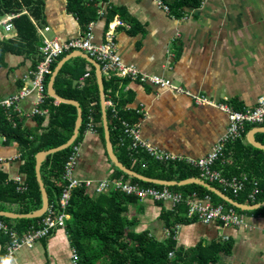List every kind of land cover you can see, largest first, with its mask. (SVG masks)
<instances>
[{"label": "crops", "instance_id": "crops-1", "mask_svg": "<svg viewBox=\"0 0 264 264\" xmlns=\"http://www.w3.org/2000/svg\"><path fill=\"white\" fill-rule=\"evenodd\" d=\"M33 1H39L43 7L42 21L37 24L34 20L35 24L49 27L47 35L62 43L85 38L87 33L91 34L92 43H102L109 23L119 21L114 42L122 62L147 74L161 76L173 86V89L164 90L150 83L102 78L103 107L110 140V134L114 133L112 127L117 125L113 119L116 114L117 121L140 122L142 139L157 149L172 155L202 158L224 136L229 121L224 112L213 106L197 104L193 98L201 97L212 104L226 105L242 112L255 108L264 96V0H201L199 7H185L183 10L175 7L174 0H166L169 11L154 0H112L110 7L116 10L112 16H109L111 8L103 5L107 0H102L99 2L102 16H96L88 25L69 13L68 0ZM23 11L30 14L28 7ZM11 36L15 38L16 34H6L0 40ZM8 48L11 46L0 48V102L30 86L33 79L29 73L36 69L39 60V52L29 55L31 53L25 49L16 53L15 49L11 52ZM84 55L87 54L82 50H71L61 56V61H65L66 84L80 90L88 87L91 93L94 83L97 85L95 69ZM57 78L58 75L54 91L58 95ZM50 79L45 80L48 97ZM177 89L184 93L177 92ZM32 101L29 97L19 103L23 115L19 114L17 118L25 117L21 120L25 127L40 134L48 128L49 113L44 115L46 121L40 128L36 119L42 116L30 115ZM55 102L56 106L60 105ZM90 107H93L95 118L96 102H91ZM103 107L99 97L102 134ZM141 111L145 118L139 114ZM261 127L247 128L243 140L245 148L251 145V132ZM261 134L264 133L256 135V140L264 145ZM120 137H117V148H113L117 159L122 151ZM127 145L124 143L125 147ZM238 153L242 152H237L234 145L229 146L225 164H217L215 168L239 167ZM78 156L75 178L95 184L111 177L113 165L99 133L85 132ZM23 168L20 146L8 144L0 136V172L7 176L6 183L16 185L18 194L23 193L17 190L16 181L19 177L23 183L27 181ZM263 204L255 205V210L245 211L243 223L236 228L223 227L219 223H193L191 220L174 223L175 218L170 221L172 227L169 228L167 218L169 214L175 216L170 205L150 200L132 205L130 212L140 223L136 230L147 232L159 242L173 237L177 246L185 250L215 244L221 249L217 264H264V207L260 208ZM0 206L4 208L0 212L11 214V218L2 216L10 221L0 220L14 227L23 224L21 220L28 219L16 218V215H28L41 208H36L35 199L25 203L4 199ZM9 242L10 238L0 231V264H73L71 242L65 229H57L50 237L37 241L33 248H20L13 260L6 261Z\"/></svg>", "mask_w": 264, "mask_h": 264}, {"label": "trees", "instance_id": "trees-1", "mask_svg": "<svg viewBox=\"0 0 264 264\" xmlns=\"http://www.w3.org/2000/svg\"><path fill=\"white\" fill-rule=\"evenodd\" d=\"M100 1L102 0H68L67 9L69 13L77 16L83 24L88 25L98 16L99 7H102L99 5ZM174 1L175 7L182 10L185 7L197 8L201 4V0ZM24 7L29 8L30 14L23 11ZM110 8L109 16H112L116 10L113 7ZM106 10L107 8L104 11ZM4 14H18L12 20L13 32L16 37L0 40V48L11 46L10 49L8 48L11 52L12 49H15L16 53H20L25 49L28 53H31L29 55H36L42 46V39L38 33V25L35 24L34 20L37 24L42 21V4L39 1L34 3L33 0H0V17ZM62 58L59 57L53 64V70ZM65 68L63 67L58 74L57 81L60 80V85L58 89V83L56 82L57 93L59 97L65 100L80 104L83 109V125L80 136L74 145L64 152L48 157L42 166V177L49 195L50 205L58 203L65 185H67V182L63 179L65 165L73 155L75 148H79L83 141V135L87 130L88 115L92 108L90 107L91 102H96V109H94L96 111L95 124L100 125L97 132L101 137L103 136L97 85L94 83V90L91 93L88 92V87L81 90L79 88L73 89L71 85L68 86L65 82ZM91 70L94 71L92 66ZM115 86L114 83L113 87ZM55 103L54 99L48 97L47 103L41 108L49 113L50 123L47 130L40 134L29 131V128L25 127L23 121H21L25 117L24 119L17 118L19 114L15 113V106L11 109L0 106V136L6 139L8 144L16 143L20 146L21 159L24 162L23 173L27 179V193L18 194L16 185L6 183L7 176L0 172V203L4 199L21 203L35 199L36 208L41 207V192L35 171L36 156L41 152L56 149L66 144L73 136L78 116L77 109L74 106L66 104L56 106ZM20 115H23V113H20ZM36 121L42 128L46 117L37 118ZM116 126L115 124L112 127L114 133L110 134V141L114 149L117 148V137L120 136ZM261 137H264V134H261ZM232 145L235 146L237 152L239 150L242 152L238 153L236 157L237 165L240 168L237 166H224L222 172L229 177L237 176L240 178L247 175L250 180L247 183V191L234 196L230 191L222 190L217 183L211 182L209 184L239 205H246L249 195L254 191L252 182L258 180L262 189L258 204L264 203V150L251 145L245 148L243 140H239ZM118 159L128 169L151 179L182 181L190 177H199L195 170L176 162L161 163L144 154L130 158L123 148L118 155ZM44 168L45 173L43 172ZM111 168L113 172L109 179H122L129 183H138L143 189L163 190L168 188V186L155 185L136 178H130L115 167ZM168 189L173 194L182 195L185 200L189 199L192 194L199 195V199L207 196L214 205H221L225 208H232L238 213H245V211H240L224 203L198 185L171 186ZM139 202V199L127 197L121 193L109 192L97 195L95 190H89L85 185L73 192L71 205L67 210L70 218L66 221L65 230L69 234L71 247L76 248L79 253V264H217L221 249L215 244L199 245L194 249L185 250L177 246L173 237L165 242H159L147 232L136 230L140 223L137 217L130 212V209H132V205ZM2 209L4 208L0 206V210ZM189 210L190 208L187 205L177 208L174 212L175 216L169 214L170 217L167 218L166 226L171 228L170 221L174 218V223H182L184 220L189 222ZM27 212L29 213V211ZM42 218L43 216L37 219L21 220L23 224L16 226V229L23 235ZM0 219L10 221L4 217H0ZM191 221L196 223L195 219ZM171 234L173 233L171 232Z\"/></svg>", "mask_w": 264, "mask_h": 264}, {"label": "built area", "instance_id": "built-area-1", "mask_svg": "<svg viewBox=\"0 0 264 264\" xmlns=\"http://www.w3.org/2000/svg\"><path fill=\"white\" fill-rule=\"evenodd\" d=\"M161 8L169 11V7L165 5L163 0H154ZM112 0H107L104 7H110ZM98 16H102V9L98 10ZM16 15L8 14L0 17V37L15 34L13 32L12 20ZM109 23L107 31L104 36V41L99 44L92 43V36L87 33L85 38L72 39L67 42H60L58 39L51 38L47 35L50 30L49 27L37 26L38 33L42 39V46L39 51V60L36 64V69L31 71L29 75L32 76L30 86L24 87L19 92V95L13 102L15 106V113L20 114L19 103L25 99L36 94L40 99L36 113L38 116H44L48 112L41 108L47 103L48 96H46L45 80L50 79L53 74V64L57 59L71 50L83 51L91 59L95 60L100 68L102 78L106 81L128 80L130 82L150 83L154 87L170 90L173 89L170 82L161 78V76L147 74L142 72L134 65H126L122 62L116 50L115 28L120 25L119 21ZM14 37V36H13ZM12 38V36L10 37ZM5 39V38H4ZM87 74L86 76H88ZM177 92L184 93L177 89ZM194 102L201 105H209L224 112L228 117V128L222 138H220L212 147L211 151L202 158H190L180 155H172L161 151L154 147L151 143L143 140L141 137V123H128L125 121H117L116 114L113 119L117 122V131L120 134L122 141V148L126 149L130 158H135L140 155H147L155 161L176 162L183 164L187 168L195 170L198 174V179L207 183H217L224 191H230L234 196L247 191V183L250 182L247 175L243 177L226 176L222 170L216 169L215 166L220 163L225 164L226 151L228 147L239 140H244L247 128L249 126L264 127V96L260 98L258 105L253 109H248L242 112L233 110L226 105H215L204 98H193ZM36 102H38L36 100ZM4 105V104H3ZM1 106V105H0ZM9 109L10 105L7 106ZM12 107V108H13ZM93 109V107H92ZM90 110L87 121V130L91 132L94 130L95 118L93 110ZM145 118L143 111L139 112ZM123 139V140H122ZM124 143H128L125 147ZM121 145V142H120ZM79 148H75L73 155L65 165L63 175L64 181L67 182L61 194V197L56 205H50L47 212L41 220L32 225L28 231L21 235L14 225L7 224L0 220V231L5 233L10 242L5 255L6 261L14 259L17 250L23 247L33 248L37 241L50 237L57 229H65L66 221L70 218L67 210L70 208L73 192L77 189L86 186L89 190H95V193L107 194L121 193L127 197H135L140 201L150 200L159 204L170 205V209L175 212L177 208L182 205L189 206L188 218L195 219L196 223L210 224L219 223L223 227H239L243 223L242 213L236 212L232 208H225L221 205H214L209 197H202L199 199L197 194H192L189 199L185 200L182 195L173 194L168 188L163 190L143 189L138 183H129L122 179H106L98 183L90 180H80L75 178V169L77 160L79 158ZM197 178V177H194ZM18 184L17 190L21 193H27L26 182L23 183L21 178L16 181ZM254 191L249 195L247 205L258 204V199L262 195V189L258 180H253ZM232 207V206H231ZM234 208V207H233ZM236 209V208H235ZM167 232V231H166ZM71 260L73 264H79V253L76 248H71Z\"/></svg>", "mask_w": 264, "mask_h": 264}, {"label": "water", "instance_id": "water-1", "mask_svg": "<svg viewBox=\"0 0 264 264\" xmlns=\"http://www.w3.org/2000/svg\"><path fill=\"white\" fill-rule=\"evenodd\" d=\"M84 56H85V58H87L88 62H90L93 65V67L95 69V78L97 81L100 102H101V106L103 107V102H104L105 96H104L102 76H101V71H100L99 65L93 59H91L88 55H84ZM64 64H65V61H60L58 63V66H57L55 72L51 76L50 85L48 87L49 88L48 95L51 99H54L55 101H57L60 104L72 105L77 109L78 118H77V121L75 124L74 133H73V136L71 137V139L66 144H64L61 147H58L56 149L41 152L36 156L35 171H36V179H37L39 189L41 192V196H42V206L40 209H38V210L28 214V215H21V216L16 215V218H18V217L25 218L26 217L28 219H37V218H41L42 216L45 215L48 207L50 206V200H49V195L47 193L46 186H45V183H44L43 177H42V171H41L42 166L46 162L48 157L56 155V154L61 153V152H64L67 149L71 148L80 136V131H81V128L83 125V110H82L80 104L75 102V101L65 100V99L59 97L56 94V92L54 91V84H55L56 76L58 75L60 69L63 67ZM102 113H103L102 124H103V138L105 141V151L107 153L108 159L110 160V163L117 170L126 174L130 178H136L140 181L152 183L155 185L168 186V188H171V186H186V185H193V184L198 185V186H201V188L205 189L207 192L213 194L215 197H217L218 199H220L224 203H226V204H228L234 208H237L240 211L255 210L256 206L248 207V206L239 205L238 203L234 202L233 200L228 198L226 195H224L222 192H220L219 190L214 188V186H211L209 183H207L203 180H200L198 178L190 177V178H188L186 180H182V181H165V180L151 179V178H148L142 174L135 172L132 169H128L117 159V157L115 156V154L113 152V147H112V144H111L110 138H109V130H108V125H107L104 107H103ZM258 133H264V128L261 127V128L254 129L251 132V134L249 135V142L255 148L264 150V145L260 144L256 140V135ZM262 207H264V204L261 205L260 208H262ZM260 208H257V209H260ZM0 216L11 218V214L3 213V212H0Z\"/></svg>", "mask_w": 264, "mask_h": 264}, {"label": "rangeland", "instance_id": "rangeland-1", "mask_svg": "<svg viewBox=\"0 0 264 264\" xmlns=\"http://www.w3.org/2000/svg\"><path fill=\"white\" fill-rule=\"evenodd\" d=\"M6 15H8V14H4L3 16H6ZM12 15H15V14H12ZM16 16H18V14H16ZM114 24H117V23L115 22ZM79 60L82 61L81 59H79ZM48 81H49V80H48ZM57 83H58V89H59L60 80H58ZM105 86H106V88H108V85L106 84V82H105ZM21 90H23V88H21L17 93H15V94L13 95V97H11V98H9V99H7V100L2 101V102L0 103L1 107L5 108V109H9L7 106L10 105V107L12 108V107H13V102H11V100H12L13 98H14L13 100H15V99L17 98V96L19 95V92H20ZM46 96H47V94H46ZM58 96H59V95H58ZM31 97H32L33 101H32V112H31L30 115H32V117H36V116L39 115V114L36 113V110H39L37 107H38V105H39V103H40V99H39L40 96L36 95V96H31ZM36 100H37L38 102H36ZM3 104H4V105H3ZM11 108H10V109H11ZM99 128H100V125H99V124H96V125L94 126V130L91 131V133H95V132H97V129H99ZM97 133H98V132H97ZM115 149H116V147H115ZM124 150L126 151V149H124ZM43 172L45 173V168L43 169Z\"/></svg>", "mask_w": 264, "mask_h": 264}, {"label": "clouds", "instance_id": "clouds-1", "mask_svg": "<svg viewBox=\"0 0 264 264\" xmlns=\"http://www.w3.org/2000/svg\"><path fill=\"white\" fill-rule=\"evenodd\" d=\"M95 61V60H94ZM96 62V61H95ZM97 63V62H96ZM98 64V63H97ZM102 76V75H101ZM47 94V93H46ZM243 206H246V205H243Z\"/></svg>", "mask_w": 264, "mask_h": 264}]
</instances>
